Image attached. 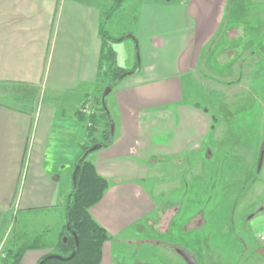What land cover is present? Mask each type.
<instances>
[{"label": "crops", "instance_id": "0c3cea01", "mask_svg": "<svg viewBox=\"0 0 264 264\" xmlns=\"http://www.w3.org/2000/svg\"><path fill=\"white\" fill-rule=\"evenodd\" d=\"M135 1L132 27L111 37H136L141 69L111 92L107 105L115 138L89 159L109 182L90 209L110 236L101 264H117L124 255L132 264L155 258L157 246L125 235L157 211L155 197L142 183L152 177V165L196 141L199 113L187 115L177 104L166 108L184 98L175 77L198 68L228 5V0ZM113 2L0 0V250L10 217H18L28 233L33 221L23 223V214H54L55 242L67 223L73 173L89 141L76 112L100 96L101 32ZM116 43L119 67L133 71L136 42ZM153 109L158 110L148 112ZM47 253L30 250L20 264L26 258L39 264Z\"/></svg>", "mask_w": 264, "mask_h": 264}, {"label": "rangeland", "instance_id": "374dc122", "mask_svg": "<svg viewBox=\"0 0 264 264\" xmlns=\"http://www.w3.org/2000/svg\"><path fill=\"white\" fill-rule=\"evenodd\" d=\"M135 9V0H125L105 22L107 34L119 36L131 28ZM175 79L184 98L168 103L166 110L177 104L187 115L199 113L196 141L154 163L152 177L142 181L158 208L136 227L137 235L131 230L125 236L157 248L155 258L135 264H187L178 249L198 264H264V0H228L198 68ZM102 81L103 89L109 78ZM21 219L34 224L29 221L27 233L18 217H10L3 252L20 245L24 235L46 232L51 240L57 233L54 214ZM124 257L117 264H132Z\"/></svg>", "mask_w": 264, "mask_h": 264}, {"label": "trees", "instance_id": "16d2710c", "mask_svg": "<svg viewBox=\"0 0 264 264\" xmlns=\"http://www.w3.org/2000/svg\"><path fill=\"white\" fill-rule=\"evenodd\" d=\"M124 1L125 0H114L113 6L105 16V22L108 21L113 13L121 7ZM154 1L159 3H170L175 0ZM101 35L103 37L101 65L102 67H105V65L108 66L106 72H104L103 68L102 70L103 76L108 77L109 81L100 91V96L95 99V103H93V106H95L94 113L87 114L82 112V110L76 112L77 117L87 125L86 129L89 139L88 143L82 148V154L78 159L77 165L83 154L89 148L96 144L102 145L101 148H106L113 143L115 138V134L112 135L111 133V125L102 106V95L106 87H111L113 91V89L120 83L118 81L119 77L127 72V70L119 67L117 53L112 47V43L114 41L117 42L119 39L112 38L107 34L105 28H103ZM126 38L128 37L123 36V40ZM136 68L137 65L134 70ZM89 156L82 161L81 168L77 174L76 185L73 186L72 191L67 198V223L56 242L50 240L46 232L36 236L24 235L20 245L9 249L5 253L6 256L2 260V264H20L25 253L30 250L48 251V253L40 260V262L43 261V264H101L103 245L110 239V236L93 218L90 209L102 200L109 188V182L97 173L94 164L89 160ZM67 224H70L72 231L78 236V248L74 236L67 230ZM74 252H76V255L69 260H59L56 258L46 259L51 255L68 258Z\"/></svg>", "mask_w": 264, "mask_h": 264}, {"label": "water", "instance_id": "95a60500", "mask_svg": "<svg viewBox=\"0 0 264 264\" xmlns=\"http://www.w3.org/2000/svg\"><path fill=\"white\" fill-rule=\"evenodd\" d=\"M127 37L136 42V47H137V51H136V54H137V68L135 70H133V71H127V72L123 73L118 79L119 82L123 81L127 76L135 75L141 69V58H140V53H139L137 39H136V37L133 34H128ZM118 41H123V38H120ZM111 91H112L111 87H106L104 89V92H103V95H102V106H103V108H104V110H105V112H106V114L108 116L109 123L111 125V133H112V135H114L115 134V123H114L112 114H111V112H110V110L108 108V105H107V97L110 95ZM101 147H102V145L96 144V145L92 146L91 148H89L83 154V156L81 157V159L79 161V164L76 166V168L74 170V173H73V185L74 186L76 185V178H77V174H78V172H79V170L81 168L82 161H84L93 152H96V151L100 150ZM263 156H264V147H263L262 153H261V162H262ZM260 165H261V163H260ZM67 230L71 233V235L74 236V239H75V242H76V246L78 248L79 247V239H78L77 234L72 231L70 224H67ZM177 253L186 261L187 264H198L196 259L194 258V256L192 254H190L189 252L178 249ZM75 255H76V252L72 253L71 256L68 257V258H63V257L58 256V255H51V256H48L46 259L56 258V259H59V260H69V259L73 258ZM39 264H43V261L40 262Z\"/></svg>", "mask_w": 264, "mask_h": 264}, {"label": "built area", "instance_id": "2783aa9c", "mask_svg": "<svg viewBox=\"0 0 264 264\" xmlns=\"http://www.w3.org/2000/svg\"><path fill=\"white\" fill-rule=\"evenodd\" d=\"M82 110V112H85V113H87V114H92V113H94V111H95V109H94V106L91 104V103H89V104H87L83 109H81ZM6 252L4 251H2V249L0 250V264H2V260L5 258V256H6V254H5Z\"/></svg>", "mask_w": 264, "mask_h": 264}, {"label": "flooded vegetation", "instance_id": "af4514ba", "mask_svg": "<svg viewBox=\"0 0 264 264\" xmlns=\"http://www.w3.org/2000/svg\"><path fill=\"white\" fill-rule=\"evenodd\" d=\"M250 219H252V217Z\"/></svg>", "mask_w": 264, "mask_h": 264}]
</instances>
